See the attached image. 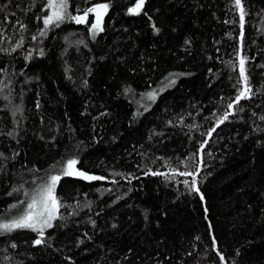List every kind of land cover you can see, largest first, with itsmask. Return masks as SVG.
I'll return each instance as SVG.
<instances>
[{
    "label": "trees",
    "instance_id": "1",
    "mask_svg": "<svg viewBox=\"0 0 264 264\" xmlns=\"http://www.w3.org/2000/svg\"><path fill=\"white\" fill-rule=\"evenodd\" d=\"M102 3L93 36L91 14L45 30L48 0H0V223L61 175L43 242L0 230V264H264V0H241L243 37L235 0L68 13Z\"/></svg>",
    "mask_w": 264,
    "mask_h": 264
},
{
    "label": "snow or ice",
    "instance_id": "2",
    "mask_svg": "<svg viewBox=\"0 0 264 264\" xmlns=\"http://www.w3.org/2000/svg\"><path fill=\"white\" fill-rule=\"evenodd\" d=\"M145 0H136L134 7L129 8V14H139ZM50 9V14L46 15L43 18L44 29H48L50 25H58L63 22L65 19H71L77 24H82L87 21L89 13L95 14V22L91 24L90 31L93 33V36L99 31H102V19L104 14L107 12L109 5L106 3L96 4L94 7L88 8L84 11L83 15H70L68 13V0H48L47 4ZM235 6L239 9L240 12V27H241V37H243V27H244V16L245 12L241 4V0H235ZM155 31H159L158 28H155ZM40 35H45V31H41ZM35 39V37H33ZM19 42L16 47H20ZM15 51V48L13 49ZM43 52H41V55ZM245 60L246 58L241 56L239 58V72H240V81L243 82V87L238 91L233 102L228 104V108L232 109L234 105L239 104L242 99L249 98L251 93V88L248 86V76L245 71ZM148 99H155V93L149 92L146 94ZM231 113H225L222 118L219 119V123H223L224 120L228 119V116ZM215 131L213 128L208 135L211 136L212 132ZM205 141L204 143H206ZM204 147V144H201V149ZM77 160L69 159L66 166L61 170L64 176H77L85 180H102L104 177L100 176H90L83 171L76 169ZM160 174V173H154ZM180 175L183 176H193L191 172H182ZM61 179V175H51L47 182L43 183L34 194L30 197V202L27 203V208L24 210L23 214L18 218H15L7 223H0V230L4 232H11L16 229H30L38 233V238L34 241L35 245H40L43 242L44 229L51 228L53 226L52 221L57 218V211L60 207L59 200L55 195V190L58 182ZM187 184L188 182L185 181ZM191 189L194 192H199V188L196 186V179L193 178L191 181ZM28 196V193H25ZM203 199V196H201ZM213 245L215 246V239H213ZM15 247V244L12 245ZM223 260V256H221Z\"/></svg>",
    "mask_w": 264,
    "mask_h": 264
},
{
    "label": "rangeland",
    "instance_id": "3",
    "mask_svg": "<svg viewBox=\"0 0 264 264\" xmlns=\"http://www.w3.org/2000/svg\"><path fill=\"white\" fill-rule=\"evenodd\" d=\"M49 11H50V9H49ZM49 14H50V12H49ZM90 14L92 16V19H91V24H92V23L95 22L96 17H95V15H92V13H89V15ZM77 15H83V13L82 14H77ZM89 15H88V17H89ZM88 17H87V19H88ZM90 34L93 35V33L91 31H90ZM75 36H79V35L73 34L71 37L69 36L70 38L66 39V43L69 44V45H71V44H75V45L81 44L82 42L79 39H76ZM28 200L29 201L27 203L30 202V199H28ZM27 203H25L23 206H20V207H17L15 209L11 210L10 216L12 217V220L15 219V218H18L20 215L23 214L24 210L27 208Z\"/></svg>",
    "mask_w": 264,
    "mask_h": 264
},
{
    "label": "water",
    "instance_id": "4",
    "mask_svg": "<svg viewBox=\"0 0 264 264\" xmlns=\"http://www.w3.org/2000/svg\"><path fill=\"white\" fill-rule=\"evenodd\" d=\"M229 113H231V111Z\"/></svg>",
    "mask_w": 264,
    "mask_h": 264
}]
</instances>
